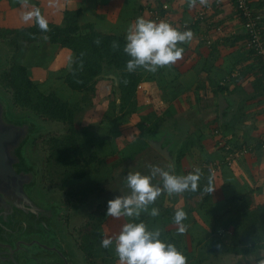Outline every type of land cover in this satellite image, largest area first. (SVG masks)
<instances>
[{"label":"crops","instance_id":"1","mask_svg":"<svg viewBox=\"0 0 264 264\" xmlns=\"http://www.w3.org/2000/svg\"><path fill=\"white\" fill-rule=\"evenodd\" d=\"M8 1L11 4L9 11L16 12L20 17L24 11L34 7L40 10L48 22L58 25L62 24L66 10H81L82 24H93L103 33L124 37L128 27L137 17L157 22L164 20L180 31L191 30L193 39L189 43L179 45L184 48L183 59L172 67L159 69L155 73L146 71V80L140 84L142 87L137 91V112L118 121L121 134L124 138L133 139V133L138 130L137 122L144 117L150 120L148 126L158 125L154 129V135H151L157 140L163 138L166 143H170L172 151L176 154L175 160L167 159L166 162L160 159V155L156 156V163L153 165L168 169V165L172 164L174 173L186 165V172L199 168L202 175L213 177L217 188L212 194H224L222 185H226V188L232 191L231 194L250 193L253 199L256 194H264V149L260 146V139L264 135V85L260 83L261 63L246 47L245 29L232 0H209L207 6L197 4L191 8L188 0H30L27 9L21 7L17 0H2L0 6ZM252 1L254 6L264 2ZM203 11L206 12L205 20L196 21ZM20 23L22 24L9 17L5 24L0 22V26L17 28L21 27ZM33 24L29 22L25 23V26ZM217 28L221 30L218 31ZM47 50L48 54L52 55L57 52L56 58L53 59L52 56L49 62L46 56L39 61L38 54H35L36 58L31 65L22 63L29 67L32 80L39 87L44 86V81L50 82L55 89L52 88L51 91L65 101H82L85 92L71 90L64 80L72 69L74 53L54 44L48 45ZM109 85L113 86L110 81L103 79L98 82L97 87L99 90V87ZM222 99L229 104L225 117L220 115ZM105 103L108 106L109 99ZM185 129L189 132H185ZM116 131L118 132V129ZM178 136L184 139V144L191 136L187 145L190 149L180 147L182 141L179 142ZM195 138H201L200 141L203 139V143L200 145L198 142L200 148L194 153L198 158L195 166H191L188 158L192 156L190 146L197 145ZM143 143L146 144L140 146L142 151L155 150L149 142V137L144 138ZM235 146H238L237 150L246 147L248 152L243 153L241 159L234 156L233 160L235 158L236 162L234 161L232 166L223 165V159L229 156L226 147H229L233 154V151H236ZM145 152L135 153L131 166L138 168L136 164L141 162L146 167L143 173L149 174L152 161L145 159ZM213 162L220 165L216 173L208 167ZM132 171L136 172L135 169ZM206 184L202 185V188ZM203 189L197 195L202 194ZM230 191L227 194H230ZM217 198L213 197L211 203L214 212L224 210L225 207V203L222 204L223 201ZM214 205L218 206V210H214ZM196 226L200 224L196 223L194 227ZM194 230L202 231L200 227ZM196 231L195 234L199 235ZM230 231L232 230L225 232ZM209 234L208 232L206 236ZM221 235L220 244L218 243L220 249L214 253L206 251L208 254L201 259L200 264H255L256 258L252 260L255 255L253 253L237 254L228 251L226 248L233 244L226 240L228 236L224 238V235ZM204 240H200L201 243ZM202 248H206L205 241Z\"/></svg>","mask_w":264,"mask_h":264},{"label":"rangeland","instance_id":"2","mask_svg":"<svg viewBox=\"0 0 264 264\" xmlns=\"http://www.w3.org/2000/svg\"><path fill=\"white\" fill-rule=\"evenodd\" d=\"M10 6L11 4L9 3V1L4 2V5L0 6V22L5 24L6 19L10 17L15 21L18 20L22 22L23 25L20 23L21 26H25V23L21 20L19 14L9 11ZM8 23L12 22L8 21ZM0 29H4V26H0ZM46 41V39H42L41 42L37 45L27 47L21 59V63L31 65L36 58L35 54H38L37 59L40 61H42V57L44 58L46 56V60H49V62L52 59V56H54L53 59H55L56 54L58 53L54 52L56 53L54 55H52L51 53L48 54L47 49L49 44H47ZM0 46L2 47L1 42ZM2 48L7 51L8 55V50L4 47ZM38 48L39 50H37V52H34V50ZM51 67L52 66L50 65V68ZM43 85L44 86L39 87L42 92L46 94L54 92L51 91V89H54V87L52 84H50V82L44 81ZM99 93L103 98L99 101L100 103H93L95 99L92 97V93H89L87 96L85 95L82 101L78 102H82L83 104L84 99L87 98V101L85 102L86 104L83 105L85 109L80 112L78 116L77 125L79 127V134L84 141L83 150L85 152V156L89 158L90 155L95 154L101 160V164L96 163L95 165H92L89 168L90 172L88 173V175H86L83 179L69 180L66 187L62 189V167L51 166L49 168V173L47 174V176L45 174L44 158L48 156V152L45 150L48 149V147L46 146L45 148H43L40 144L38 147L39 154L36 153L33 149L34 153L38 157H40L42 161L43 178L41 183V190H43L45 194H52L53 196H55L56 200L68 210L66 213H63V215L71 214L67 222H65V218L61 217V215L56 218L55 222L58 227L59 233L61 234L60 236L62 237V241L70 246V249L73 252L72 255L75 254L77 260L81 258V262L78 261V264H87V262L89 263V261L93 262L94 264H118V257H116L114 254V246L105 249L101 247V240L104 237H115L116 235H118L121 227L124 223L128 222V219H115L112 217H108L106 215L107 202L119 195L128 194L129 190L125 186V177L128 172H133L132 170L135 169L136 172L139 170L140 173L145 175L147 174L143 173V169H146V167H144L141 162H138V164H136L138 168L132 167L131 162L135 158V153L145 152L142 151L140 147L146 144H142V142H144V138H150L152 136L144 134V132H146V129L150 127L148 126L150 125V120H146V118L143 117L141 121L137 122L138 130L137 133H133V139H130L128 137L124 138V135L121 134L122 131L119 128V120H116L117 112H114L113 109L110 108L109 105L107 106L105 103L108 101V99V104L111 103V99L109 98L111 93V85L107 87H99ZM47 123L51 126V129L44 131L43 134L49 133L51 135L46 136V138L51 136L63 135L67 132V125L61 123ZM184 123L185 121L182 124V128L184 126ZM116 129H118V132L116 131ZM187 129H185V132H189V130ZM177 138L179 139V142L182 141L180 145L181 148L190 149L187 148V145H189L190 143L189 139H191V136L188 137L185 144L184 139H182L181 136H178ZM200 139L201 138H195V140L197 141V145L195 147L190 146L192 148L190 150L192 156L188 158L190 159L188 161H190L191 166H195V162L198 158L194 153L196 152V149H198L199 143L200 145H202L203 143V139L202 141H200ZM146 152L145 159L148 161H152L150 163L152 165L156 163L154 160L156 156L160 155L162 157L160 159H162L164 162H166L167 160L166 158L164 159V157L157 150H146ZM230 156L231 155L227 156V158H230ZM240 156H243L242 152H238V155H236L237 158L241 159ZM175 157L176 154L173 152L172 160H175ZM234 161L235 158L233 160V164L236 162ZM160 167L164 168V166ZM98 168L99 171L96 172ZM187 168L188 167L186 165V167L181 168L174 174L187 175L188 173H190V171H185V169ZM165 170L168 169L166 168ZM208 176H201L199 191H202V189L204 188H202V185L208 182V178L210 177ZM153 183L160 184V178L156 177L153 180ZM222 186V192L224 194L215 193L210 195L203 192L202 194L196 195L192 200L185 198V193L188 192L179 195V197H169L166 193L162 194L157 199L155 204L149 206L150 209L152 207L158 208L160 211V215L153 218L147 213H142L141 218L142 216L146 217L143 222L148 226L150 230L154 228H160L162 230L160 238L163 241L172 244L175 242V246L177 247V249L181 251L187 258V264H200L201 259L205 258L208 254L206 251H209L208 248H202L204 245V241H206L208 237L206 236V234L208 232L210 233V230H213L214 226L216 225V219L219 218L223 212H226L230 208L236 210L237 208H240L242 204H244L243 198L246 196V193L231 194L232 191L227 189L226 185ZM229 191L230 194H227L229 193ZM43 192L41 194H44ZM69 194L73 195L70 196ZM83 194L87 195L84 196ZM256 195L257 196L255 199L251 197L254 200L255 205L264 203V194ZM74 196V199L77 200L73 201V204L69 205L68 203H66L67 200L73 199ZM215 196L218 197L217 199L223 201L222 204L225 203V207H223L224 210L216 209L218 207L217 205H214L213 208H215L214 210L218 211L214 212L212 210L211 203L213 202V197ZM234 196H236L238 200L232 204L229 199ZM210 197L212 198L210 199ZM178 209H183L187 213V219L183 221L184 225L186 226V232L183 234H178V226L174 223L173 220L174 213ZM76 213L78 217L75 215ZM92 215L95 216L94 220L90 219V216ZM60 217L62 219H59ZM196 223H199L200 226L194 227ZM94 225H97V228H94ZM198 227H200V229L202 230L201 232L194 230V228L196 229ZM82 229L83 232H81ZM195 231L199 232L200 234H195ZM87 232L90 234V236H92V241H94L95 243L91 256H88V254L81 249L83 238L82 234H85ZM221 234L224 235V238L225 236H228L226 239L228 242L231 241L233 245L238 246L239 249H243L241 245L242 243L240 241V231H222ZM221 234H219L220 237H222ZM185 237L187 239H185ZM202 239L205 240L201 243L200 240ZM260 254L261 256H264V251H261ZM253 256L254 257L252 258V260L256 258V255ZM55 260L62 261V259L59 258H56Z\"/></svg>","mask_w":264,"mask_h":264},{"label":"trees","instance_id":"3","mask_svg":"<svg viewBox=\"0 0 264 264\" xmlns=\"http://www.w3.org/2000/svg\"><path fill=\"white\" fill-rule=\"evenodd\" d=\"M263 4L264 2H261L258 6H254L252 3L251 6L260 8ZM81 16V10H66L62 24L48 22V32H41L34 24L0 29L1 45L8 50V62L0 69V90L10 97L14 112L16 114L28 113L44 121L53 124L61 123L68 127L67 132L63 135L46 138L51 134H43L33 145L36 153H38L40 144L43 148L48 147V149H45L48 156L44 158L46 176L51 166L62 167V189L66 187L71 179H83L90 172L89 168L92 165L101 164V160L97 155L92 154L89 158L85 156L84 141L78 131V116L85 109L83 105L86 104L87 98L84 99L83 104L82 102L70 103L60 98L55 92L49 94L42 92L30 77L29 67L21 63L25 49L37 45L42 39H46V43L49 45H59L62 48L71 50L74 53V62L71 71L64 79L65 83L73 91L85 92L86 96L92 93V97L95 99L94 104L101 100L97 87L98 82L104 79L101 75L104 74L105 70L115 71L119 81V92L115 90L114 81L105 80L113 84L110 93L111 103L108 105L114 112H117L116 120L137 112L138 102L136 96L138 87L146 80V71L143 69H138L134 73L126 71V62L129 57L123 53L124 36L103 33L96 29L93 24H82ZM244 37L247 39V35ZM96 40H99L100 43L96 44ZM113 42L118 43L120 47L114 50L112 47ZM37 50L39 48L35 49L34 52H37ZM258 59L261 63L260 83L264 85V63L259 57ZM118 94L120 95V103L117 101ZM157 126V124L150 126L152 128H147L144 134H154V129ZM234 148H238V146ZM98 171L99 168L96 172ZM198 192L199 190L185 193V198L193 199ZM69 195L72 196L73 194ZM83 195L86 196L87 194ZM251 197L252 194L247 193L243 198L244 204L240 208L236 210L230 208L216 219V225L205 241L209 252L214 253L220 249L218 245L221 239L219 234L222 231L231 229L233 232H241L240 241L243 249L233 245L226 248L228 251L237 254L253 253L256 255L255 264H259V261L264 259V256L260 254L261 251H264V203L255 205L253 197ZM74 198L75 196L73 199L67 200L66 203L73 204V201L77 200ZM229 200L233 204L238 199L234 196ZM70 215L62 214L61 217H64L65 222H67ZM93 215L90 216L92 220L95 219ZM61 217L59 219H62ZM145 218V216H142V218L140 216V219L136 222L144 221ZM93 227L97 228V225ZM81 232H83V229ZM82 235L81 249L88 256H91L95 243L88 232ZM173 244L175 245V242ZM65 246L68 247L69 245L65 244ZM79 262H81V258ZM74 264L78 263L74 262ZM87 264L94 263L89 261Z\"/></svg>","mask_w":264,"mask_h":264},{"label":"clouds","instance_id":"4","mask_svg":"<svg viewBox=\"0 0 264 264\" xmlns=\"http://www.w3.org/2000/svg\"><path fill=\"white\" fill-rule=\"evenodd\" d=\"M21 7L27 9L30 0H17ZM197 4L207 6L209 0H188L189 7ZM24 23H34L41 32H48V21L38 8L23 12ZM191 30L180 31L170 23L161 20L159 22L137 17L128 27L125 35L123 53L129 57L126 62V71L134 73L138 69L155 73L162 68H170L183 59L184 48L179 45L189 43L193 39ZM96 44L100 41L96 40ZM113 49L120 45L112 44ZM201 170L195 169L187 175L174 174V165L169 164L168 170L157 166H149V174L128 172L125 177V186L129 190L127 195H119L107 202L108 217L115 219L127 218L115 237H104L101 247L108 249L114 246V254L118 257V264H187L185 255L172 243H166L160 237V228L149 229L139 220L142 213H147L155 218L160 215L155 204L162 194L169 197L179 196L185 192L199 190ZM159 177L161 183L154 184L153 180ZM213 177L203 189L206 194H212L216 190ZM187 219V213L183 209L175 211L173 220L178 226V234L186 232L183 221ZM264 264V259L259 261Z\"/></svg>","mask_w":264,"mask_h":264},{"label":"water","instance_id":"5","mask_svg":"<svg viewBox=\"0 0 264 264\" xmlns=\"http://www.w3.org/2000/svg\"><path fill=\"white\" fill-rule=\"evenodd\" d=\"M7 62V51L0 46V69ZM101 77L114 81L119 92L115 71L105 70ZM117 101L120 103L119 94ZM220 109L225 117L229 110L226 100L222 99ZM50 129L39 117L16 114L10 97L0 90V264H51L56 258L68 262L55 222L68 210L41 190L42 161L33 151L35 141ZM149 142L172 160L170 143L154 136Z\"/></svg>","mask_w":264,"mask_h":264},{"label":"built area","instance_id":"6","mask_svg":"<svg viewBox=\"0 0 264 264\" xmlns=\"http://www.w3.org/2000/svg\"><path fill=\"white\" fill-rule=\"evenodd\" d=\"M238 10L240 19L242 20L243 27L245 29V34L247 35L246 47L254 52V54L261 59L264 63V4L262 7H252V0H232ZM167 8V6H165ZM206 18V12L203 11L199 14L196 21H203ZM218 31L221 28H217ZM139 85L138 89H141ZM217 134V133H216ZM261 148L264 149V135L260 139ZM231 153L229 147H226L227 152L229 153L230 158L223 159V165L232 166L233 157L238 155V152L246 153L248 149L245 147L243 149L237 150ZM213 173L218 172L220 165L217 162H213L208 166Z\"/></svg>","mask_w":264,"mask_h":264},{"label":"flooded vegetation","instance_id":"7","mask_svg":"<svg viewBox=\"0 0 264 264\" xmlns=\"http://www.w3.org/2000/svg\"><path fill=\"white\" fill-rule=\"evenodd\" d=\"M75 215L77 216V213H76ZM77 217H78V216H77ZM65 248H66V254H67V255L64 254V257H65V258H66L67 256L69 257V259L67 260V261H68L67 264H74V262L78 263L79 260L76 259L75 254L72 255L73 252L71 251L70 246H68V247L65 246ZM63 259H64V258H62V261H57V260L52 261L51 264H63Z\"/></svg>","mask_w":264,"mask_h":264}]
</instances>
